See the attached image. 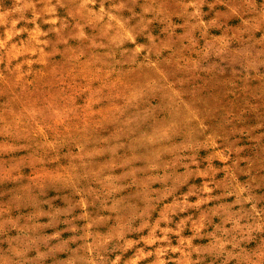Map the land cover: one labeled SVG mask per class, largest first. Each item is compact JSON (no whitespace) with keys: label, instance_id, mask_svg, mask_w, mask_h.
Returning <instances> with one entry per match:
<instances>
[{"label":"rangeland","instance_id":"obj_1","mask_svg":"<svg viewBox=\"0 0 264 264\" xmlns=\"http://www.w3.org/2000/svg\"><path fill=\"white\" fill-rule=\"evenodd\" d=\"M0 264H264V0H0Z\"/></svg>","mask_w":264,"mask_h":264}]
</instances>
